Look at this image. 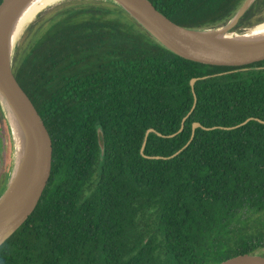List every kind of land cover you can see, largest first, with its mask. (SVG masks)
Instances as JSON below:
<instances>
[{
  "label": "trees",
  "instance_id": "trees-1",
  "mask_svg": "<svg viewBox=\"0 0 264 264\" xmlns=\"http://www.w3.org/2000/svg\"><path fill=\"white\" fill-rule=\"evenodd\" d=\"M150 1L190 29L225 25L245 2ZM263 22L256 0L234 30ZM24 34L14 75L48 130L52 167L0 264H221L264 248V123L236 127L264 121V60L184 59L104 0L63 2ZM195 123L209 130L190 142Z\"/></svg>",
  "mask_w": 264,
  "mask_h": 264
},
{
  "label": "water",
  "instance_id": "water-1",
  "mask_svg": "<svg viewBox=\"0 0 264 264\" xmlns=\"http://www.w3.org/2000/svg\"><path fill=\"white\" fill-rule=\"evenodd\" d=\"M29 1L30 0H4L0 5V113L10 132L13 151V160L10 164L6 185L0 193V247L13 236L35 212L49 182L52 167L53 145L48 130L33 103L23 91L14 75V59L20 37H18L14 44L9 42L15 19ZM104 1L110 2L123 9L156 42L184 59L201 64L223 67H242L264 60V42L256 45H234L232 43L223 42L224 37L230 36L234 40H238L244 36H248V34L264 25L263 22L253 28L243 31L234 30L241 18L247 13L256 0H245L240 9L225 25L207 29H190L172 22L158 11L150 0ZM30 25H28L26 30ZM216 31H219L216 34V38L219 41L210 36L216 33ZM205 78L207 77L193 79L191 81L195 98L192 111L197 102L194 90L195 84L198 80ZM185 120L186 118L183 120L179 132L184 129ZM251 120L264 123V121L259 119L249 118L236 127L245 125ZM13 126L16 129H19V127L22 128L23 132H26L28 137V139L26 138V143L29 145L28 154L24 155L29 169L28 176L22 186L17 189L16 192L9 195L12 173L16 162V140L14 138ZM236 127L225 129H233ZM197 128L209 130V128L195 123L193 125V134L190 142ZM152 132L155 131L149 130L146 133V140L148 135ZM18 135L24 140L21 132H19ZM159 135L162 136L161 134ZM97 136L101 155L104 156L105 136L101 126L97 127ZM146 140L141 150L142 153L145 149ZM190 142L174 156L182 152ZM174 156L169 158H173ZM151 158L160 159L162 157ZM221 264H264V257L256 254H243L228 259Z\"/></svg>",
  "mask_w": 264,
  "mask_h": 264
},
{
  "label": "bare ground",
  "instance_id": "bare-ground-1",
  "mask_svg": "<svg viewBox=\"0 0 264 264\" xmlns=\"http://www.w3.org/2000/svg\"><path fill=\"white\" fill-rule=\"evenodd\" d=\"M61 0H30L24 8L20 11L18 16L15 19L14 26L12 32L10 33L9 42L15 43L18 37L21 35L23 30L35 19V17L43 11L45 8L60 2ZM77 2V1H76ZM82 2V1H81ZM70 3V2H69ZM57 8V7H56ZM49 10V9H48ZM43 15V14H42ZM40 19V18H39ZM31 32V31H30ZM216 33L211 34L210 36L218 40L216 38ZM29 36V35H28ZM230 40V41H227ZM219 41V40H218ZM222 42V40H221ZM223 42L232 43L234 45H256L264 42V25L254 30L252 33L248 34V36H244L241 39L234 40L232 37H224ZM21 48V47H20ZM14 119V117H13ZM15 121V120H14ZM16 122V121H15ZM14 138L16 140V154H15V168L12 173V182H11V190L9 195L16 192L22 184L25 182V179L28 176L29 166L27 165V161L25 160V155L28 154L29 145L26 143V138L28 139L26 132L24 133L22 128L16 129L13 126ZM24 137L22 140L18 133Z\"/></svg>",
  "mask_w": 264,
  "mask_h": 264
},
{
  "label": "rangeland",
  "instance_id": "rangeland-1",
  "mask_svg": "<svg viewBox=\"0 0 264 264\" xmlns=\"http://www.w3.org/2000/svg\"><path fill=\"white\" fill-rule=\"evenodd\" d=\"M66 1H69V0H63V1H60L56 4H53V5L45 8L43 11H41L39 13V15H41V17H43V18H46V17L49 18V17L53 16V14L56 12V9L59 8L63 2H66ZM37 17L34 19V21L32 23H34L37 20ZM26 28L23 30V32L19 36L20 37L19 38V44L22 43L23 40H25V38L27 36V34H24V31L26 30ZM1 118H2V120H0V167L3 169V172H6V170L8 169L10 164L12 163L13 151H12V142H11L10 132H9L8 127L6 125V122L4 121L2 116H1ZM255 254L264 257V248L260 249Z\"/></svg>",
  "mask_w": 264,
  "mask_h": 264
}]
</instances>
